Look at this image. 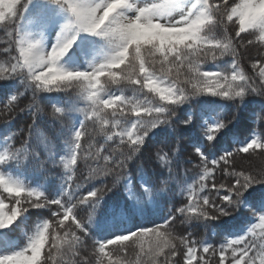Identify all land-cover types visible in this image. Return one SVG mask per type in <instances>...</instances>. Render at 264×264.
Segmentation results:
<instances>
[{"label": "snow or ice", "instance_id": "obj_1", "mask_svg": "<svg viewBox=\"0 0 264 264\" xmlns=\"http://www.w3.org/2000/svg\"><path fill=\"white\" fill-rule=\"evenodd\" d=\"M0 34V264H264V0H0Z\"/></svg>", "mask_w": 264, "mask_h": 264}, {"label": "trees", "instance_id": "obj_2", "mask_svg": "<svg viewBox=\"0 0 264 264\" xmlns=\"http://www.w3.org/2000/svg\"><path fill=\"white\" fill-rule=\"evenodd\" d=\"M3 39L2 34H0V40ZM256 48L255 47H251L248 50H246L243 53V57L241 62L245 65L246 70L248 69L249 66V62L251 59L256 58ZM6 59V57L0 55V60H4ZM42 107L45 108V111H50L49 108H47V106L45 104H41ZM3 111V103H0V112ZM180 115V114H178ZM27 122L26 117L24 116H20L16 119V121L14 122L16 126H24L25 123ZM3 127V117H0V128ZM254 129L256 131H260V132H264V128H260L258 126H254ZM47 134V132H46ZM19 145V140L17 141V146ZM236 162L240 167H243L245 169H250L252 171H261L264 170V156H260V155H254L251 156L248 159H241L240 156L238 155L236 157ZM252 163V164H250ZM131 168V165L129 166ZM195 170H192L189 174L190 175H194ZM55 175V173H53V176ZM217 175L219 176L220 174L217 173ZM179 199V197H178ZM82 216H85L86 213H81ZM176 232L179 234H183L186 231H191L193 234V237L197 240H209L210 242L213 243H218L220 238L219 237H215L211 234V231L208 229H205L203 227H197L195 225V223H193L192 225H188V224H183L180 222L176 223V228H175ZM112 246H109V248H111ZM91 252V246H89V253ZM212 264H217V258L216 257H210Z\"/></svg>", "mask_w": 264, "mask_h": 264}, {"label": "rangeland", "instance_id": "obj_3", "mask_svg": "<svg viewBox=\"0 0 264 264\" xmlns=\"http://www.w3.org/2000/svg\"><path fill=\"white\" fill-rule=\"evenodd\" d=\"M250 164H252V163H250Z\"/></svg>", "mask_w": 264, "mask_h": 264}]
</instances>
